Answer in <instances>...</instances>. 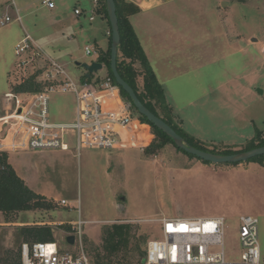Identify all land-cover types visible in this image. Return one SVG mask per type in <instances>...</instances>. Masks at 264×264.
<instances>
[{"label":"rangeland","instance_id":"rangeland-1","mask_svg":"<svg viewBox=\"0 0 264 264\" xmlns=\"http://www.w3.org/2000/svg\"><path fill=\"white\" fill-rule=\"evenodd\" d=\"M125 1L135 5H157L135 18L136 31L154 62L158 60L161 51L158 45L162 41L181 53L210 56L213 61L206 63V69L214 87L210 95L214 105L218 102L260 103L254 92H251L252 96L245 92L249 96L244 95L242 99V94L231 89L237 78L246 87L250 80L251 84L254 81L257 87H264V53L261 48L264 43V0ZM54 2L57 7L53 11L57 14L42 0H0V18L6 14L13 18L10 23L0 25V123L12 115L15 108V105L8 108L4 93L15 87L10 81V72L16 61L14 48L25 35V30L49 56L65 64L74 78H81L86 73L77 62H89L96 57L95 54L85 53L86 44H94L98 59L111 47V33L107 42L106 29L99 25V17L95 21L80 18L83 30L76 25L75 4L83 6L92 4L93 0ZM126 10L130 8H125V13ZM18 14L21 21L16 19ZM252 36L259 39L254 45L251 44ZM104 66L103 71L93 75L99 78L107 76L105 62ZM218 80H226L227 90L217 89ZM17 93L22 103L33 94L31 91ZM50 114L53 121H71L74 116L73 96L53 94ZM141 128L143 133L135 120L121 152L116 147L85 148L80 155L75 154V150L63 152L51 149L13 155L20 171L26 173L29 187L35 192H46L52 198H47L49 208L18 212L10 216L11 221H7L3 213L0 214V256L7 250L20 248L23 241L19 229L22 225L49 224L53 227L56 240L64 244V238L71 232L66 230L65 225H71L70 220L80 217L86 250L101 245L106 226L131 223L136 238L125 249L129 251L126 257L113 264H137L140 256L135 250L139 242L146 250L150 239L162 236L161 223L154 217L180 208L225 217V250L229 259H239L243 250L239 238L240 216H257L264 256V156L254 157L244 164H217L219 166L207 169L205 173L197 171L199 177H207L201 189L194 181L181 185L180 169L193 165L186 160L185 152L170 141L155 153L142 151L141 148L150 143L149 134L153 130L149 126ZM10 129V125H0V140ZM214 130L209 132L210 135H226L222 128ZM54 198H65L71 204H77L80 215L72 206L61 205Z\"/></svg>","mask_w":264,"mask_h":264},{"label":"built area","instance_id":"built-area-1","mask_svg":"<svg viewBox=\"0 0 264 264\" xmlns=\"http://www.w3.org/2000/svg\"><path fill=\"white\" fill-rule=\"evenodd\" d=\"M42 2L51 9L56 6L54 0ZM94 2L98 4L99 0ZM75 14L81 15V9L76 8ZM16 19L21 21V16ZM90 19L93 20L94 16L91 15ZM12 20V16L6 14L0 18V25ZM262 51L264 53V43ZM14 52L16 63L10 72V81L17 86L34 77L41 88L32 92L31 98L24 103L15 87L4 93L8 108L10 105L15 108L12 115L0 123L1 126H11L0 140V151L75 150V154L80 155L85 148L118 147L135 120L143 133L142 121L134 112L132 103L122 96L111 76H94L91 80L74 78L65 64L49 56L26 30L15 44ZM85 53L98 55V51L89 45L85 46ZM56 93L73 96L74 116L71 121L52 120L50 99ZM262 138L264 140V130ZM57 201L79 211L77 204H71L65 198ZM159 221L162 236L148 241L145 257L137 264H264L257 216H240L239 238L243 250L239 259H229L225 250L224 216L164 217ZM71 228L68 235H74L75 239L71 244L66 235L67 246L58 240L22 242L20 264H107L93 261L85 249L80 217L71 223ZM216 247L220 249L214 250Z\"/></svg>","mask_w":264,"mask_h":264},{"label":"crops","instance_id":"crops-1","mask_svg":"<svg viewBox=\"0 0 264 264\" xmlns=\"http://www.w3.org/2000/svg\"><path fill=\"white\" fill-rule=\"evenodd\" d=\"M79 1L83 2L85 0H79ZM100 3H101L100 0L98 4H96L93 0L92 4L89 3L83 6L81 4H75L74 12L76 8H79L82 11L81 15L75 14V16H77L78 18L76 25L79 28H82L83 30V23L81 22L80 18H84V19L86 18L89 19L90 21H95L97 17H99L101 19L99 25H101L102 27H104V29H106L107 42H109L111 26L109 19L103 13H99L97 11ZM138 6L140 7V11L132 15L130 18V21L135 31L137 29L135 18H138L139 15L146 14L157 7V5H147V4L145 5L138 4ZM56 7L57 5L55 6V8ZM55 8L51 10L54 14H57L56 11H53ZM17 13H19V8H17ZM91 15L94 16L93 20L90 19ZM136 33L138 35L137 31ZM138 37L156 72L159 81L161 82L164 88L166 99L170 104V106L172 107L176 119L180 121V124L183 127V129L186 132H188L190 135L194 136L196 139L211 146L214 145L222 148L231 147L233 149L239 150L243 148L246 145V143L256 135L257 131L264 130V128H262L264 126V105H263L264 87H257L256 84H253L254 81L251 84V80L250 82L247 83V87H246L244 82L242 83L238 81L237 78V80L234 82L231 91L242 94L243 95L242 99L245 98L244 95H247L245 94V92L249 93V95L251 94V92H254L255 96H257V100H259L260 103H257V105H255V102H251V101L242 102V103L233 102L229 104H222L221 102H218V104L214 105L210 98L211 93L214 91V87L211 78L208 77L210 76V74L209 75L207 74V69H206L207 67L206 63L207 62L211 63L213 61L212 57L207 55H204L203 57H197L195 53L191 54L190 52L181 53L180 50L175 47L176 46L175 44H173L175 49H172L169 43L162 41L158 45L161 47L158 60L154 62L150 52L144 46V43L139 35ZM251 39H252L251 44L253 45L259 41V39L256 40V37L254 36H252ZM97 42L98 41H95L94 43ZM88 45L89 46L93 45L92 47H94V44H90V43L86 44L85 46ZM107 45L108 44H106V46ZM92 61H98L97 56L94 57L91 61H89V63ZM102 64H103V68L100 71H103L105 67L104 63ZM14 65L12 66V68L14 67ZM236 75L238 77V74ZM139 82L140 84L142 83V78H139ZM217 89L227 90L226 80H218ZM261 102L263 103L261 104ZM218 128H222L226 132V135H221V136L210 135L209 132H211V130L215 129L213 132H216ZM127 136L128 133L123 137L120 145L118 146L119 147L118 152H121V146L127 143V139H128ZM143 149L145 148L142 147L141 150L143 151ZM28 152H35V150L9 151L8 154H9V162L13 165L18 175L26 182L28 186H30L26 173L24 174L20 171V168H18V166L15 164L16 162H14V158H13V155L22 154V153L25 154ZM63 152H73V150L63 151ZM184 154L185 156H187L186 160L188 161V163H192L193 165L189 164L192 167L188 169L187 168L180 169L181 171L180 173L181 177L179 179L180 183L182 185L187 181L191 183L194 181L197 183L198 186H200L201 189V187L205 186L207 177L205 175L199 177L198 175H196L197 171L201 173H205L207 169L216 168L215 166H219V165L207 163L201 159H197V161H195L196 157H191L186 153ZM244 163L245 162H241V164ZM37 193L45 195L47 198H52L46 192H37ZM0 214H2L1 211ZM164 217L165 218H177V217L196 218V217H212V216L209 215L207 211H199V210L194 211L191 209L180 208L172 212H162L160 215L155 216L154 219L160 222L159 219ZM74 221L75 219H72L69 221V223L71 224Z\"/></svg>","mask_w":264,"mask_h":264},{"label":"trees","instance_id":"trees-1","mask_svg":"<svg viewBox=\"0 0 264 264\" xmlns=\"http://www.w3.org/2000/svg\"><path fill=\"white\" fill-rule=\"evenodd\" d=\"M117 5V14L119 18V26L121 33V41L118 51V69L120 74L127 80L137 92L142 102L155 114L162 117L168 124H170L180 135H182L187 144L196 146L197 148L229 154L238 151H246L255 147L264 145L262 138L263 131H257L256 135L249 140L246 145L239 149L231 147H217L208 145L194 136L186 132L173 113V109L168 103L164 88L159 81L156 72L142 46V43L130 21L128 15L138 13L140 7L138 5L128 3L125 0H115ZM98 8L99 13H103L108 18L107 7L105 0H100ZM125 8H130L124 12ZM109 19V18H108ZM99 62L104 63L108 67V75L117 84L110 68L111 63V47L107 53H104L98 59ZM94 78L92 74L90 78L86 74L81 76L83 80H91ZM139 78H142L140 85ZM119 86V85H118ZM40 85L35 81L34 77H30L24 83L15 86V90L19 92H34L40 89ZM122 96L132 103L128 94L119 86ZM135 113H138L137 108L132 103ZM142 121V126L151 127L153 132L149 137V144L145 147L148 153H155L157 150L163 148L167 141L173 142V139L157 128L151 123L146 116L139 114ZM175 144V143H174ZM176 145V144H175ZM177 146V145H176ZM191 157L192 154L187 153ZM259 155L255 158H258ZM204 161V160H203ZM207 162V161H205ZM209 163V162H207ZM50 203L45 195L39 194L31 189L26 182L18 175L13 165L9 162V154L7 151H0V211L5 215L7 221L10 216L22 212L29 211L36 208H49ZM67 231H71V225H65ZM134 227L131 223H113L106 226L103 231V239L101 245L87 250L93 261L97 263H113L120 261L121 258L126 257V253L132 239L136 238V233L133 231ZM19 235L23 242L33 241H54L56 240L53 227L49 224H26L19 229ZM140 241L136 247L135 252H138L140 261L145 257L146 250L140 246ZM63 246H67L66 237L64 238ZM90 251V252H89ZM21 252L20 248L16 251L7 250L0 256V264H20Z\"/></svg>","mask_w":264,"mask_h":264},{"label":"water","instance_id":"water-1","mask_svg":"<svg viewBox=\"0 0 264 264\" xmlns=\"http://www.w3.org/2000/svg\"><path fill=\"white\" fill-rule=\"evenodd\" d=\"M108 18L111 26V63L110 68L117 84L128 94L131 98L132 103L137 108L138 112L153 123L157 128L161 129L164 133L170 136L174 143L184 151L195 157L207 161L212 164H223V163H241L249 161L250 159L264 155V145L255 147L246 151H238L229 154L211 152L197 148L196 146L187 144L184 137L180 135L170 124H168L162 117L151 111L139 98L137 92L133 86L124 79L118 69V51L119 44L121 41V33L119 26V18L117 14V5L115 0H105ZM86 70V76L91 77L92 74L102 70L103 64L98 61L92 62H77ZM74 235H68L67 241L71 244L74 243Z\"/></svg>","mask_w":264,"mask_h":264},{"label":"snow or ice","instance_id":"snow-or-ice-1","mask_svg":"<svg viewBox=\"0 0 264 264\" xmlns=\"http://www.w3.org/2000/svg\"><path fill=\"white\" fill-rule=\"evenodd\" d=\"M169 229L171 230V225H169Z\"/></svg>","mask_w":264,"mask_h":264}]
</instances>
